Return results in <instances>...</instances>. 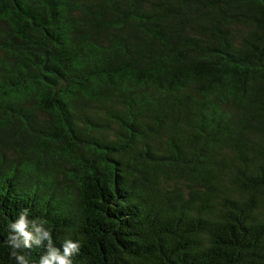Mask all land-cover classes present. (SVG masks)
I'll return each mask as SVG.
<instances>
[{
	"label": "trees",
	"instance_id": "16d2710c",
	"mask_svg": "<svg viewBox=\"0 0 264 264\" xmlns=\"http://www.w3.org/2000/svg\"><path fill=\"white\" fill-rule=\"evenodd\" d=\"M25 209L73 264H264V0H0V264Z\"/></svg>",
	"mask_w": 264,
	"mask_h": 264
},
{
	"label": "clouds",
	"instance_id": "9594fccd",
	"mask_svg": "<svg viewBox=\"0 0 264 264\" xmlns=\"http://www.w3.org/2000/svg\"><path fill=\"white\" fill-rule=\"evenodd\" d=\"M27 216V209L23 210L19 215V220L15 223H9L8 229H11V234L8 237L7 243L12 246V248H19L21 246L20 241L24 247H31L30 241L35 239L37 244H40L41 240H48V251L47 254L42 255L39 260V264H73L72 257L79 253L80 243L73 242L72 240H66L62 245L61 249L53 247V241L51 236V231H43L38 228L36 231L39 233L38 238H34L30 231H27L28 222L25 217ZM44 224V222H41ZM15 233V235H13ZM11 256L15 257L19 264H27L22 255H17L14 251L11 252Z\"/></svg>",
	"mask_w": 264,
	"mask_h": 264
}]
</instances>
